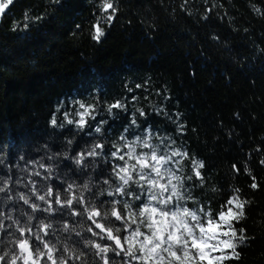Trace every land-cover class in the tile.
Returning <instances> with one entry per match:
<instances>
[{
	"label": "trees",
	"instance_id": "trees-1",
	"mask_svg": "<svg viewBox=\"0 0 264 264\" xmlns=\"http://www.w3.org/2000/svg\"><path fill=\"white\" fill-rule=\"evenodd\" d=\"M100 3L14 0L0 21V255L11 254L19 236L13 221L35 231L43 219L52 224L46 240L85 253L71 264H103L87 242H111L88 232L86 217L68 216L58 205L52 214L33 213L19 196L46 207L32 196V181L39 194L53 183L43 179L40 163L59 175L54 191L61 181L89 183L93 192L107 189L102 180L111 168L104 155L122 133L128 135L133 110L143 109L145 116L135 114L139 128L132 125L129 132L151 128L205 164L203 189L192 186L198 180L186 182L195 198L187 206L215 211L237 187L250 202L237 225L250 239L241 259L225 264H264V0H113L115 18L101 24L104 34L97 41L92 25L102 15ZM117 100L126 110L109 112ZM79 103L95 106V120L86 117L83 130L67 124L79 119ZM53 117L64 127L52 126ZM96 143L105 144L103 154L88 158L83 171L62 155ZM191 167L183 161L178 174L190 175ZM253 176L257 189L250 188ZM28 215L35 219L29 222ZM108 256L110 264H121L120 257Z\"/></svg>",
	"mask_w": 264,
	"mask_h": 264
},
{
	"label": "snow or ice",
	"instance_id": "snow-or-ice-1",
	"mask_svg": "<svg viewBox=\"0 0 264 264\" xmlns=\"http://www.w3.org/2000/svg\"><path fill=\"white\" fill-rule=\"evenodd\" d=\"M13 4L14 0H0V18L6 15ZM98 8L102 15L92 25L93 39L97 41L104 34L101 24H110L117 12L113 0H101ZM79 109L82 110L76 113L79 119H68L67 124L75 123L79 130H83L88 124L86 117L95 120V106L79 103ZM112 109L126 110V106L117 100L108 106L109 112ZM136 112L145 116L143 109H134L130 125L124 129L128 135L122 133L119 143H113L104 155L105 162L110 163L111 168L108 177L102 180V184L108 186L107 189L98 188L93 192L89 183L78 186L75 181H61V186L54 191V183L59 175H53L51 167L40 163L39 167L45 173L43 179L53 183L44 185L43 194H39L35 189L36 182L32 181V196L46 207L24 194H20L19 199L33 213L52 214L56 211L53 205H58L61 210H68V216L86 217L90 222L87 231L101 240L111 242L104 245L87 242V245L96 249L95 255L103 264H110L108 253L120 257L121 264H225L227 261H239L240 249L250 238L247 230L237 225L246 219V207L250 202L241 197V189L237 187L231 189L232 194L215 211L210 205H201L195 210L187 206L186 202L194 201L195 198L188 191L186 182L198 180L199 185L192 186L204 188L206 180L201 171L205 168L204 162L191 158L187 151L173 147L175 139L170 136L158 137L151 128H145L143 134L129 132L132 125L139 128ZM104 123L103 120L98 121L94 131L100 133V125ZM51 124L64 127L63 123L58 125L55 117ZM183 129L184 126L178 124L177 131L183 132ZM157 137L159 142L153 143ZM67 143L71 145L72 141ZM104 149L105 144L96 143L71 157L67 151L62 155L83 171L90 166L86 163L88 158L100 157ZM185 160H189L192 165L191 174L186 176L178 174ZM261 164H264V160ZM233 168L236 169V166L233 165ZM34 175L41 177L38 171ZM252 180L250 188L257 189L259 185L254 176ZM3 191L5 189L0 187V192ZM211 191L216 192L217 189L213 187ZM85 192L89 195L85 196ZM103 196L111 199H100ZM27 219L30 222L35 217L28 215ZM13 223L17 225L19 236L13 240L11 254L4 252L0 255V264H71L85 255L83 252L77 254L66 246L57 248L46 240L52 224L45 223L43 219L34 226L35 231L28 224L20 226L19 221ZM0 229H4L3 223H0ZM63 229L68 231L69 224L65 223Z\"/></svg>",
	"mask_w": 264,
	"mask_h": 264
},
{
	"label": "water",
	"instance_id": "water-1",
	"mask_svg": "<svg viewBox=\"0 0 264 264\" xmlns=\"http://www.w3.org/2000/svg\"><path fill=\"white\" fill-rule=\"evenodd\" d=\"M2 18H0V21H1Z\"/></svg>",
	"mask_w": 264,
	"mask_h": 264
}]
</instances>
